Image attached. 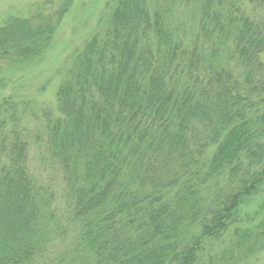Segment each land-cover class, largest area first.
I'll list each match as a JSON object with an SVG mask.
<instances>
[{
	"label": "trees",
	"instance_id": "1",
	"mask_svg": "<svg viewBox=\"0 0 264 264\" xmlns=\"http://www.w3.org/2000/svg\"><path fill=\"white\" fill-rule=\"evenodd\" d=\"M191 1L186 43L159 4L110 0L59 86L45 131L86 264H244L264 243V198L255 225L240 216L264 187V0ZM52 8L4 20L0 72L48 48L70 6ZM10 140L0 144V264H35L51 226L64 229L27 175L22 141Z\"/></svg>",
	"mask_w": 264,
	"mask_h": 264
},
{
	"label": "rangeland",
	"instance_id": "2",
	"mask_svg": "<svg viewBox=\"0 0 264 264\" xmlns=\"http://www.w3.org/2000/svg\"><path fill=\"white\" fill-rule=\"evenodd\" d=\"M44 1H50L52 9H55L63 0H0V25L8 16H28L34 4ZM67 1L70 8L55 22L48 48L37 58L29 59L18 68H7L4 65L6 68L0 72V144L2 140H9L6 143L9 144L10 139L20 138L27 175L37 188H41L38 189V195L51 194L48 206V211L53 214L51 221L64 229L54 233L51 226L49 250L35 264H86L84 251L76 236V224L66 221L70 215L64 199V173L49 152L45 126L49 119L59 116V86L67 78L75 51L81 49L100 25L101 13L110 0ZM150 3L161 6L157 9L161 10L172 26V35L176 34L178 37L179 34L186 39V43L191 39L197 20L192 1L151 0ZM246 7L247 4L244 5ZM260 58L263 60L264 54ZM257 107L256 113L263 114L260 110H264V106L260 103ZM6 152L7 150L1 152L2 163ZM263 198L264 187L259 193L245 198L240 205V216L243 219L241 223L244 227H248L247 224L250 223L255 225L253 212ZM261 246L243 263L264 264L263 242ZM216 247L218 245L213 248L215 251ZM211 254L214 256L215 253Z\"/></svg>",
	"mask_w": 264,
	"mask_h": 264
}]
</instances>
